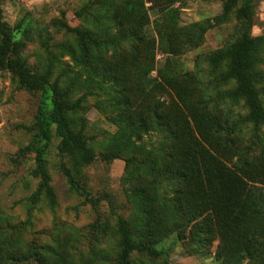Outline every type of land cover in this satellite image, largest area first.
I'll return each instance as SVG.
<instances>
[{"label":"rangeland","instance_id":"374dc122","mask_svg":"<svg viewBox=\"0 0 264 264\" xmlns=\"http://www.w3.org/2000/svg\"><path fill=\"white\" fill-rule=\"evenodd\" d=\"M88 1L0 0L4 22L10 27L20 23L12 38V57L20 59L30 72L49 66L52 78L61 74L72 97L89 92L83 109L66 117L72 129L83 124L88 145L97 155L85 164L75 153L59 154L54 125H49L47 141L34 129L38 108H51L50 91H27L7 70H0V221L7 243L14 244L10 250L29 252L32 247L37 254L25 253L24 259L20 255L3 264H54L57 254L76 264H114L117 216L126 219L133 232L142 225V214L130 199L134 188L145 184L149 189L156 184L163 191L165 163L179 160L186 147H193L194 157L201 162L193 165L186 186L192 205L199 197L194 192L202 195L211 187L221 195V185L230 180L245 183L231 203L236 208L240 204L256 207L264 189L235 168L238 155L229 147L236 144L248 158L257 162L262 158L263 162L264 121L244 120L247 108L241 99L231 96L235 82L225 77L227 59L218 64L212 61L215 53L224 52L237 37L234 12L238 5L223 14L222 0H97L78 16ZM252 4L249 33L263 40L256 53L255 67L261 77L255 86L264 107V0ZM57 21L78 26L102 44L82 57L76 40L58 28ZM116 90L129 103L128 116L144 118L137 129L140 138L129 131L123 133L114 120L116 110L108 104L111 95L106 92L113 96ZM157 114L170 118L173 134L156 126ZM218 124L223 130L215 138ZM128 138L145 152L135 151L139 150L135 146L129 149ZM217 143L225 147L219 150ZM27 145L32 150L21 152ZM36 148H43L42 160L54 194L52 204L43 190L36 200L31 198L40 180L34 172ZM158 148L161 156L136 158L155 162L150 174L127 162L132 154L143 157ZM106 154L111 157L104 158ZM63 166L79 182V189L69 183ZM104 192L113 197L114 208L101 198ZM229 195L227 191L224 196ZM88 198L97 200L92 203ZM200 215L153 243L166 251L169 264H231L216 256L219 239L213 211ZM261 253L264 256V248ZM162 263V257L136 252L130 256V264Z\"/></svg>","mask_w":264,"mask_h":264},{"label":"trees","instance_id":"16d2710c","mask_svg":"<svg viewBox=\"0 0 264 264\" xmlns=\"http://www.w3.org/2000/svg\"><path fill=\"white\" fill-rule=\"evenodd\" d=\"M96 1L89 0L85 3L80 8L78 16L88 11L89 7ZM252 2L253 0H222L223 14L229 13L238 5L234 12L238 23V34L224 52L215 53L212 61L214 64H218L222 59H227L225 77L233 79L235 82L231 96L235 99H241L247 108L244 120L256 124L264 121V107L259 100L255 86L261 77L260 72L255 67L256 53L263 40L262 37L252 36L249 33ZM54 24L76 40L82 57H88L92 47H98L102 44L100 40L78 26H70L63 21H57ZM19 27L20 23L10 27L4 22L0 6V70H7L16 79L18 86L27 91L49 90L51 108L49 110L42 106L38 108L34 129L37 130L38 135L42 139L47 141L51 135L49 125L53 124L55 135L59 139L56 145L59 154L75 153L82 163L93 162L97 155L94 149L88 145V138L83 131V124L76 129H72L66 117L83 109L86 94L89 92L86 91L76 97H72L70 89L62 84L64 80L61 79V74L52 78L49 66L40 72H30L20 59L12 57L15 50L12 38L14 31ZM106 94L111 95V102H108V104L116 110L114 120L119 124V129H123V133L129 131V135H136L137 138H140V132H137V129L143 126L144 118L141 116L130 118L128 116L126 111L130 107L128 106L129 103L126 105V99L120 98L123 95L122 92L116 90L113 96L109 92H106ZM117 98L118 101H116ZM120 105L121 108L119 107ZM46 113L48 114L44 117L43 115ZM155 116L157 118L156 126H161L162 130L169 131L170 134L174 133L168 116L158 114ZM217 127L213 131V137L215 138L219 137L223 130L221 124H218ZM127 142L126 146H129V149H132L131 146H135L134 141L129 138L128 140L126 139ZM135 147H138L135 149H139L135 151L145 152L142 146L136 145ZM216 147L221 150L225 147V144L217 143ZM229 147L233 148L234 154L238 155L235 168L245 173L244 175L249 179L264 185V154L263 162H261L262 158L257 162L253 161V158H248L247 152L239 148L240 146L230 144ZM192 148L186 147L182 149L179 160L172 158L171 162L165 163L163 175L167 180V184L161 185L164 188L163 191H160L156 184L149 186V189L146 188L145 184L138 186L136 189L134 188L130 199L136 207L137 213L142 214V225L136 231L137 233L133 232L129 222L123 217L117 216L115 231L118 235V251L114 257V264H130V256L133 252L148 255L152 258L162 257V264H169L166 258V251L156 248L153 243L158 242L160 240L159 237L166 236L172 228L180 230L188 226L208 209L213 211V220L218 226L216 229L219 239L216 247L217 257H222L225 261H230L229 263L231 264H264V256L261 253L264 248V189L258 195L259 203L256 207L240 204L236 208L231 206V203L240 195L238 191L243 188L245 183L239 179H237L238 181L234 180V182L230 180L227 184L221 185L224 188H221V195L214 193V188L211 187L206 188L202 195L194 192L193 194L199 197L195 199V205H192L186 186L195 170L193 165L196 167L197 164H201L194 157L195 153L191 150ZM28 149L32 150V147L27 145L21 149V152ZM35 151L36 168L34 172L39 175L40 180L37 190L32 193L31 198L36 200L40 191L43 190L44 196L52 204L54 202V194L49 185V175L44 168L42 160L43 148H36ZM165 154L169 155V152L167 151ZM151 155H154V157L161 156L162 151L160 148L156 150L150 149L147 151V155L143 157H137L132 154L127 157V162H132L139 169H143L144 173H149L150 168L155 167V162H148L147 159L136 161V158H150L149 156ZM107 157H111L110 154L104 156V158ZM179 161L182 164H178ZM62 169L69 183L79 189V182L72 180L67 168L63 166ZM218 169H220V166H216V170ZM249 172L250 174H248ZM203 175L207 176L206 172ZM175 183H180V185L178 184L179 187L173 189L172 186ZM183 187L184 190H182ZM199 190L201 189L199 188ZM227 191L230 195L225 197L224 195ZM167 192H172L173 195L167 197L165 195ZM101 198L106 199L111 208H114L113 197L108 192L102 193ZM88 199L92 203L97 200V198ZM196 203L199 205H196ZM154 204H157V207H154ZM1 223L0 221V264H3L6 259L16 260V257L20 259V255H24L22 256L24 259L25 253H31L30 255L33 257L37 255L32 247L28 248L29 252L21 251L20 249H17L18 251L10 250L14 244H8L9 242L4 237V227ZM237 225L238 229L236 228ZM239 226L241 227L239 228ZM246 259L247 262H244ZM53 263L76 264L63 254H57L53 257Z\"/></svg>","mask_w":264,"mask_h":264}]
</instances>
